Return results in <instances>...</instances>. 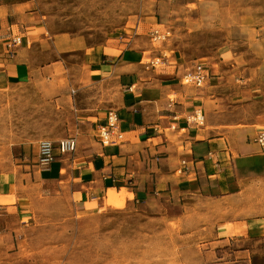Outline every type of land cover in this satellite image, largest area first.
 I'll list each match as a JSON object with an SVG mask.
<instances>
[{"label":"rangeland","instance_id":"rangeland-1","mask_svg":"<svg viewBox=\"0 0 264 264\" xmlns=\"http://www.w3.org/2000/svg\"><path fill=\"white\" fill-rule=\"evenodd\" d=\"M42 2L51 31L87 46L125 34L127 46L137 33L151 50L143 62L153 61L157 72L202 64L224 115L241 104H254L246 116L264 115V0ZM73 114L45 102L34 86L0 88V173L19 178L35 202H51L26 228L15 224L12 236L0 237V264H210L222 256L207 254L209 243L246 230L251 264H264V180L230 198L179 197L161 201L162 207H125L115 194H106V208L89 214L61 205L70 198L59 201L47 192L40 170L31 167L38 142L66 137Z\"/></svg>","mask_w":264,"mask_h":264},{"label":"crops","instance_id":"crops-1","mask_svg":"<svg viewBox=\"0 0 264 264\" xmlns=\"http://www.w3.org/2000/svg\"><path fill=\"white\" fill-rule=\"evenodd\" d=\"M42 1L0 0V88L34 86L54 108L74 112L65 135L75 138V152L38 172L47 192L59 201L70 198L61 205L89 214L106 208V194H115L125 207H162L161 201L179 197L230 198L264 180V149L254 141L264 115L243 114L254 104L231 105L232 115H224L208 79L203 89L186 88L180 84L186 67L160 73L153 61L145 64L151 50L137 33L128 47L126 34L87 46L55 33ZM15 38L19 45L7 51ZM197 108L201 127L189 120ZM109 110L118 114L122 139L103 146L98 133ZM35 201L19 178L0 173V237L12 236L15 224L26 228L35 211L51 203ZM247 240V230L235 239L215 238L207 254L222 257L210 264H251Z\"/></svg>","mask_w":264,"mask_h":264},{"label":"built area","instance_id":"built-area-1","mask_svg":"<svg viewBox=\"0 0 264 264\" xmlns=\"http://www.w3.org/2000/svg\"><path fill=\"white\" fill-rule=\"evenodd\" d=\"M264 36V32H263ZM20 43V39H11L7 45V51L16 48ZM208 79V73L204 65L194 64L182 74L180 84L182 86L201 88L204 86ZM105 124L99 128L98 138L103 146L114 145L122 139L119 132V118L114 110H109L105 115ZM190 122L201 127L203 125V114L200 108L193 111L189 118ZM261 148L264 149V130L260 131L255 139ZM76 150V141L74 137H66L57 141L41 140L37 144V166L39 170L47 169L51 163L58 157L71 155Z\"/></svg>","mask_w":264,"mask_h":264}]
</instances>
